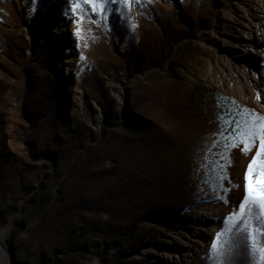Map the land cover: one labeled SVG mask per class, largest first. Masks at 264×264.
Returning a JSON list of instances; mask_svg holds the SVG:
<instances>
[{
  "label": "rangeland",
  "instance_id": "rangeland-1",
  "mask_svg": "<svg viewBox=\"0 0 264 264\" xmlns=\"http://www.w3.org/2000/svg\"><path fill=\"white\" fill-rule=\"evenodd\" d=\"M95 2L93 9L78 0L80 7L75 5L64 15L59 6L67 0H0V79L8 85L0 102V137L7 138L10 161L24 176L21 189L0 194V230L8 231L9 264H61L63 257L59 250L45 255L32 241L30 232L37 220L22 212L24 202L40 188L54 165V155L32 151V122L25 107L33 79L46 73L54 80L55 102L67 126L74 131L81 121L89 127L85 143L99 137L106 123L100 98L108 91L115 99L121 125L135 132L153 126L152 135L159 138L166 154V182L157 198L164 213L144 223L148 233L140 247L124 250L102 238H92L88 242L90 257L83 264H177L164 253L182 248L189 230L199 225L193 207L208 215L214 211L218 228L209 248L185 264H225L232 255L231 242L237 238L248 241L247 264H264L260 252L264 248V209L259 203L264 195V166L259 164L261 182L246 194L252 183L245 185L234 170L248 179L243 157L247 151L239 147L240 137L232 135L237 123H251L261 114L228 84L233 76L228 66L229 49L236 41L241 43L240 50L254 47L256 25L264 24V0ZM151 5L163 9L162 22L186 29L181 30L184 36L172 40L176 56L170 64L158 66L147 61L140 66L135 53L138 29L150 20ZM61 22L69 29L64 34ZM60 35L63 40L55 42ZM239 63L250 62L240 59ZM69 79L75 85L66 90ZM133 97L140 109H133ZM175 97L186 108L175 109L172 116L165 106ZM188 98L202 114L187 112ZM132 112L144 117L143 124L129 121ZM248 147L252 149V145ZM237 149L240 155L235 154ZM242 198L249 201L245 212L254 240L238 223L221 237L218 247L224 255L214 254L211 245L218 233L230 227L227 217L235 213L231 207L239 205Z\"/></svg>",
  "mask_w": 264,
  "mask_h": 264
},
{
  "label": "trees",
  "instance_id": "trees-1",
  "mask_svg": "<svg viewBox=\"0 0 264 264\" xmlns=\"http://www.w3.org/2000/svg\"><path fill=\"white\" fill-rule=\"evenodd\" d=\"M149 9L150 20L138 29L135 53L140 66L147 61L158 66L170 64L176 56L172 40L184 36L181 30L186 29L162 22L164 11L157 5ZM33 82L25 106L32 122L30 144L34 153L54 155V165L23 204L25 216L37 220L30 238L45 255L53 250L63 252L61 264H83L89 259L92 238H102L124 250L140 247L148 233L144 223L164 213L157 198L161 197L159 189L166 182L168 167L164 147L152 135L154 127L135 132L121 125L115 99L104 91L100 102L106 123L99 137L87 144L89 127L78 121L71 131L58 111L51 74L37 75ZM7 90V83L0 79V102ZM190 99L186 111L202 114ZM130 102L133 109H140L138 99L130 98ZM180 108L185 110V103L171 98L165 112L173 116ZM143 118L132 112L129 121L143 124ZM23 184L24 176L10 161L7 138L1 135L0 194L17 192ZM261 236L264 240V229ZM231 243L232 255L224 263L247 264V239Z\"/></svg>",
  "mask_w": 264,
  "mask_h": 264
},
{
  "label": "bare ground",
  "instance_id": "bare-ground-1",
  "mask_svg": "<svg viewBox=\"0 0 264 264\" xmlns=\"http://www.w3.org/2000/svg\"><path fill=\"white\" fill-rule=\"evenodd\" d=\"M77 1L78 0H67L65 5H60L59 7L64 9L63 14H69L68 12L72 11ZM49 16L47 25L50 24L52 17L51 15ZM60 26L62 27V34H64L65 31H69L63 22H61ZM255 33L257 39L254 47L248 50H240L239 45L241 43L236 41L229 49L230 61H228V66L233 72V76L228 81V84L231 89L235 90V92L237 91L239 95L249 102L262 116L264 114V24H257ZM61 40H63L61 35L55 37V42H61ZM240 59H246L250 63L248 65L241 64L239 63ZM69 61L71 62L72 59L70 58ZM82 64L83 62L81 61V65ZM67 81L66 90L71 88L72 85H75V81L72 79ZM64 82H66V80H64ZM78 92H80V90H78ZM256 118L257 117L255 116L253 121H255ZM242 140L246 141L247 138L240 137L239 144ZM254 143V141H248V144L252 145V149L247 151L244 156L242 155L246 160L245 166L248 172V179L243 175L241 176V172H238L239 170H234V175L240 176L245 185L252 183V185L247 186L246 194H251L254 191V185L261 182L259 178L261 174L259 164L264 161V155L258 154L259 150L253 147ZM235 154L240 155V150L237 149ZM254 161H256V163H253ZM249 166L252 168L251 173L248 171ZM238 206V204L236 206L233 205L231 207V212L237 213V210L239 209ZM192 212H194L193 214H195V216L198 214L200 220L199 225H196V223L194 228L189 230L188 237L182 244V248L164 253L165 257L168 258L170 262L174 259L177 264H185L190 261L193 255H197L207 250V248H209V243L214 236L215 230L218 228V215H216L214 211L208 215L204 210L193 207ZM7 233L8 231L6 229L0 230V264H9L6 241Z\"/></svg>",
  "mask_w": 264,
  "mask_h": 264
},
{
  "label": "snow or ice",
  "instance_id": "snow-or-ice-1",
  "mask_svg": "<svg viewBox=\"0 0 264 264\" xmlns=\"http://www.w3.org/2000/svg\"><path fill=\"white\" fill-rule=\"evenodd\" d=\"M113 3L116 2V0H112ZM85 4H91L93 9L96 8V2L95 0H84ZM77 8L80 7L79 4L76 5ZM77 35H79V29L77 31ZM259 125V127H257ZM234 137H246L247 140H242L239 147L245 151L251 150L248 147V141H254L253 147L259 150V155H264V116H258L255 121L248 123L245 122L244 125H241L239 123L236 124V130L232 133ZM257 154V153H254ZM253 163H256L254 161ZM262 166H264V161L261 162ZM249 173L252 172L251 166H249L248 169ZM223 179V177H221ZM250 195V193H249ZM252 199L255 201L257 198L252 197ZM221 200H223V197H221ZM247 198H242V202L239 204V212L233 213L232 215H229L227 217V220L229 222L230 227L225 229L224 232L218 233L214 239L213 244L211 245L212 251L214 254L218 255H224L223 249L219 248L218 245L221 242V237L226 236L231 228H234L237 226L238 223L243 225L244 231L247 232L248 236L254 240L253 233L251 231H248L249 228V219L247 218V214L245 212V205L248 204ZM259 203L260 207L264 209V195L259 197ZM253 248L255 250V243L253 244ZM260 252L262 254V258H264V248L260 249Z\"/></svg>",
  "mask_w": 264,
  "mask_h": 264
}]
</instances>
